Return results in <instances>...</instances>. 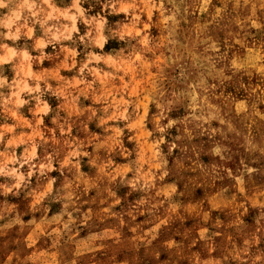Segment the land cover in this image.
<instances>
[{
	"label": "clouds",
	"instance_id": "1",
	"mask_svg": "<svg viewBox=\"0 0 264 264\" xmlns=\"http://www.w3.org/2000/svg\"><path fill=\"white\" fill-rule=\"evenodd\" d=\"M0 264H264V0H0Z\"/></svg>",
	"mask_w": 264,
	"mask_h": 264
}]
</instances>
